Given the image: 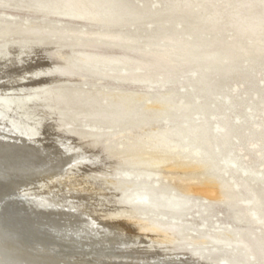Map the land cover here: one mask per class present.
<instances>
[{"label": "bare ground", "instance_id": "bare-ground-1", "mask_svg": "<svg viewBox=\"0 0 264 264\" xmlns=\"http://www.w3.org/2000/svg\"><path fill=\"white\" fill-rule=\"evenodd\" d=\"M139 1L136 6L131 5L132 0H0L3 10L14 6L17 10L91 22L88 24L98 27L70 30L87 35L101 45L118 46L135 54L112 56L102 52H71L63 63L57 62L51 56L50 46L22 43L28 38L37 39L42 34L41 26L29 21L14 27L11 22L14 18L0 19V38L13 39V42L0 43V72L10 70L7 80L11 84H21L22 80L29 82L0 88V142L5 143V138L16 135L22 142L18 144L20 156L24 157L22 163L31 162L29 167L21 165L13 170L10 176L14 177L1 185L0 191L4 192L0 193V198L8 195L6 191L11 192L8 196L14 195L21 185L33 183L39 177L42 185L50 187L65 172L66 169H58L64 160L68 159V164L107 162L111 148L115 154L119 151L112 142L106 144L108 139L103 138L114 128L120 129L115 130V135L124 137L131 133L130 128H148L153 121L167 119L161 131L153 129L131 136L124 143L122 157L131 171L117 184L123 191L118 200L120 209L108 213L109 218L105 220L115 221L114 226L120 229L123 225L137 226V231L147 237L160 235L164 241L172 242L179 239L182 224L165 220L166 213L160 209L177 213L182 198L176 192L138 184L130 177L135 173L139 181L146 182L142 179H152L156 175L145 172L146 169L166 165L171 169H202L211 174L215 181L195 187L204 199H220L235 210L233 220L264 225V185L259 184L264 179V79L257 80L264 67V0H160V7L153 9L146 6L148 0ZM148 19L153 20V25L147 37L165 41L168 47L154 43L155 47L146 50L138 45V25ZM127 25L135 26L134 33L124 30ZM51 31L59 39L66 32L56 26ZM79 71L97 80L171 87L153 93L154 101L146 105L155 108L150 113L140 109L141 101L148 96L144 93L99 90L98 93L109 96L106 104L87 108L79 107L76 90L66 95L45 87L40 90L51 78ZM178 85L182 89L189 88L180 93L176 90ZM217 95L222 99L217 100ZM62 102L65 110L57 113V107L55 113L66 117L63 125L69 126V121L87 124V119H91L105 126V133L98 136L91 127L55 129L58 124L44 120L47 114L43 110ZM194 114L202 115L198 122L192 117ZM43 133L54 136L51 144L45 143L44 137L39 138ZM75 133L91 138L92 146L77 141ZM1 145L0 150L4 148ZM241 154L248 157L247 166L236 158ZM230 163L236 167H230ZM258 167H263L262 177L255 173ZM137 168L141 171H135ZM92 179L105 186L104 178L93 176ZM82 184L84 189H93L89 183L83 181ZM27 193L32 197L27 205L29 213L35 216L26 221L27 227L34 229L33 224L37 223L44 231L55 230L58 236L54 233L55 241L44 236L28 243L31 241L21 239L23 226L11 225L2 219L17 210L12 206L0 207V264H204L187 251L176 248L165 251V247H159L162 251L147 257L143 255L145 252L136 253L133 262L129 259L133 255L131 244H127L132 237L125 240L127 237L124 239L122 232L119 235L117 230H111L113 224L109 228L105 221V224L98 221L92 214L94 211L83 209V200L52 203L45 195L34 191ZM139 205L149 209L140 210ZM212 238L217 245L215 251L223 250L227 255L228 259H222L225 264H254L251 258L256 254L264 258V234L257 236L246 230L226 228ZM202 241L207 239L202 238ZM156 247L144 248L154 250ZM116 251L121 254L117 255ZM79 253L122 256L125 260L114 263L71 259L70 256ZM169 255L185 259L174 263L167 259Z\"/></svg>", "mask_w": 264, "mask_h": 264}, {"label": "rangeland", "instance_id": "rangeland-1", "mask_svg": "<svg viewBox=\"0 0 264 264\" xmlns=\"http://www.w3.org/2000/svg\"><path fill=\"white\" fill-rule=\"evenodd\" d=\"M139 2H140L139 0H132L131 5L139 6L140 4ZM160 3H161L160 0H148L146 3V6H148L149 9L151 8L153 9L158 6L160 7ZM5 18H8V19L14 18V21L13 20L11 21V22H14L13 23L14 27L16 26L20 27L23 23H28L29 21L30 23L41 26L42 34H40L37 37V39L28 38V41H22V40L21 41L22 43H26V44L33 45V46H41V45L50 46L51 56L57 62L63 63L65 61V57H67L71 52L78 53V54L81 52L82 53L102 52V53H106L112 56H122V55L130 56L131 54L135 55L133 52L126 51L123 48L118 47V46H106L104 44H102L104 45L102 46L101 44L97 42L91 41L89 36L84 35L79 32L73 33L70 30V29L72 30L96 29L98 27L97 25L91 26V24H88L91 22H85L79 19L52 15V14L33 13L31 11H28L27 9L17 10L16 8H14V6L7 7L5 10H3L0 7V19L4 20ZM152 25H153V20L151 19H148L147 21L145 20L144 22L138 25L139 30L136 32L138 36L137 37L138 45L141 48H144L146 50H149L151 47H155L154 43L160 44L163 48L168 47L167 45H165V41H160L154 37H149V36L147 37L148 30L151 29ZM54 26L64 28V30L66 31L64 33V36L61 37L60 39L57 38L56 35H54L55 34L54 31H51ZM124 28L126 32L128 31V33H131V32L134 33L135 26L127 25V27H124ZM187 36L188 35H185V37ZM55 39H57V41H54ZM6 40H10L11 42H13V39L0 38V43H5L4 41ZM141 56L150 57L149 54L147 55L142 54ZM0 73H1L0 74V85H1L0 88H5V87L8 88V87H13V86L17 87L18 85L20 86L21 84L29 83L28 80H22L23 82H21V84H17V83L11 84L7 80L8 75L11 73L10 70H7V71L3 70ZM262 79H264V67L260 69L258 76H257V80L259 82L262 81ZM48 83H50V85ZM4 84H6V86ZM44 84L45 85H42L43 87H41L40 90L44 89L45 87V89L49 88L52 91H56L58 93L64 92L63 95H66L65 93L72 92V89L76 90V94L78 95V98L80 99L79 107L85 106L87 108L91 105L102 106L106 104L107 97L109 96H106L102 93H98L99 90H102V91L105 90L106 92H109V91H113V92L125 91L126 92L127 91L130 93H134V92L144 93L148 95L147 96L148 100L144 99L143 101H141L140 109L148 113L153 112L155 110V108H149L146 106V105H150L154 101L152 97L153 93L160 91V90L169 89L171 87L167 85L165 88L160 85H154L153 87H145L142 84H133L130 82L115 81L111 79H98L97 80L96 77H92L89 74L88 75L84 74L83 71H79L76 74L72 73L71 75H67V76L51 78ZM188 88L189 87L187 86L184 87V89H188ZM184 89H182L181 85L176 86V90H178V92L180 93H182ZM40 95H42V97L45 96V94H40ZM220 99H222V96L217 95V100H220ZM64 106H65L64 102H62L60 104H52L48 108H45L46 110H43L44 111L43 113H46L47 116L46 118H44V120H50L56 125L58 124L55 127V129H58V131H60L61 129L63 131L64 128H71V127H75L81 130L85 129L86 127H91L93 129V132H95V134L98 136L105 133V130H106L105 126L96 124V121L91 120V119H87V124L86 122H82V121H78V122L69 121L70 122L69 126L63 125L64 119L66 117L64 118V116L56 114L55 109L58 107V110L56 112L60 113L63 110H65ZM49 109L51 111H49ZM192 117L196 120V122H198L200 120L199 118L202 117V115L194 114ZM211 118L213 119L214 117L211 116ZM167 122H168L167 119H163V120H158L156 122L153 121V123L151 122L150 124H148L147 126L148 128H130L129 130L131 133L128 132L126 136L124 137H119L118 135H115L114 132L116 131L118 132L120 129L114 128L113 129L114 131L106 132L105 133L106 135L103 138L108 139V142H106V144L112 142L114 146L116 147V149L118 148L120 152L118 151V153L116 154L111 152L112 148L110 146L111 150L108 151L109 157H108L107 162H104L102 164L101 163L93 164L91 162L84 161V163L79 162L76 164L75 162H71L72 164L71 163L68 164V159L64 160L60 163L61 165H59L58 169L62 168L66 170L65 172H63V175L60 176L58 180H56L53 183L54 185L51 183L50 187L49 186L45 187L44 185L40 183L41 177H39V179L35 180L33 183H30V184L24 183V185H21V187H19L17 191V194L20 197V199L22 200L24 199V202H30L32 197L30 196V193H27V192H33V191L34 193H38L41 196L43 195L47 196V199L50 200L52 203L63 204V203H69L71 201L77 200L80 202L83 200L84 201L83 204L85 205L83 209L86 211H94L92 214L94 217L97 218L98 221L102 222L103 224H105L106 222L105 225H109L108 226L109 228L112 227L111 230L113 231H116V230L119 231L120 233L116 231V233L119 235H121V232H122L121 236L124 235L123 236L124 239L127 237L125 240L129 241V239L132 237L129 241L131 243L127 242L128 245L131 244V248H132L131 250L133 251V255H131L129 258L131 261L135 260L134 256L136 257V253L140 254V253L145 252V254L143 255L147 257L149 256V254L151 255L155 253L156 251L157 252L162 251V249L159 247H163V248L165 247L164 250L167 248L165 251H169L170 248H176L181 251L182 250L187 251L192 256H195L194 258L198 257L197 261L198 262L200 261V263L210 264L214 262L215 264H225V262L222 259L227 258V255L224 253L223 250L215 251L216 250L215 247L217 245L215 243L213 244L212 237L218 231H223L226 228H228L229 230L233 229L237 231L246 230V231L253 233L254 235L262 236L264 234V225H262L261 223H258V224L247 223L245 220L243 221L233 220V215L235 213V210L229 208L227 205L222 203L220 199H215V198L208 199V200L204 199L202 197L203 194L199 191H196L195 187L208 183V181H215V178L212 177L211 174L204 172V170L202 169H196V168L171 169L167 167L166 165L165 166L159 165L153 168L146 169L145 172H152L156 174L153 176L152 179H142L143 181H146V182L139 181V179L137 178V174L135 173L130 175V177H132V179H135L134 181L138 184L147 185V186L152 185L155 188H159L167 192H176L182 198V201L179 204V210L177 213H172L167 210L165 211L163 208L160 209V210H163L164 213H166V215L164 216L165 220L176 221L182 224L183 231L179 233V239H175V241L172 242V241H164L163 236H160V235L147 237L143 233L137 231V226L133 227V226H128V225H123L124 227L120 229L117 226H114L115 221H113L114 222L113 223L111 221L108 222L105 220L106 218H109V216L107 215L108 213L120 209L121 205L118 203V200H119V197L123 194V191L118 188L117 184L121 178H124L126 176L127 172L131 171L130 166L128 165L126 160H124L122 157L124 143H126L129 137L131 136L140 135L142 133L145 134V133L150 132L153 129H155L157 132L161 131L163 129V126H165ZM58 126L60 127V129ZM42 137H44L43 141L45 143L51 144L53 142L52 138L54 136H52V134L50 133H46V134L43 133L41 134L39 138H42ZM74 137L77 141L84 143L89 147L92 146L91 138L86 139L84 138L82 134H78V133H75ZM4 140H6L7 142H20L17 139L16 135H14L13 138H8V139L5 138ZM101 142H104V141H101ZM120 143L122 144L120 145ZM236 158L243 162V166L244 165L247 166L246 164L248 163V157L241 154V156H237ZM222 163L224 164V162ZM229 165L230 167H234V168L236 167V165L231 164V163ZM262 169L263 167L256 168L255 169L256 175H260V177H262L261 176ZM135 171H141V170L137 168L135 169ZM224 175L226 177L228 176L227 173H225ZM93 176L94 177L96 176L99 179L104 178L103 180L106 181L105 186L98 185L99 183H97L96 180L92 179ZM243 176H247V175H243ZM83 181L86 183H89L93 189L92 190L86 189V188L84 189V186L82 184ZM56 183L58 186L56 185ZM77 184L79 185L77 186ZM259 184L264 185V179H262ZM51 188L53 190H51ZM39 192L40 193L46 192V193L40 194ZM128 208L133 209V207H128ZM138 208L140 210L149 209L146 207V205H139ZM111 224H113V226H111ZM129 229L131 231H129ZM132 232L138 235L136 236L134 233L132 234ZM202 238L207 239V241L203 242ZM132 242L133 243L135 242V243L133 244ZM153 245L158 246V248L157 247L153 248L154 250H150V248H147V249L144 248V247L153 246ZM141 246L143 248H141ZM263 246H264V242H263ZM200 253L203 254V257L200 256ZM75 254L73 256H70L71 259H74V258H77V259L88 258L90 260L100 259V260L114 262V263L115 262L120 263L123 260H125L123 259L122 256L121 257L101 256V255L99 256L96 254L89 255L85 253H79L77 255ZM120 254L121 252L119 253L117 252V255H120ZM169 256L170 258H167V259L170 261H173L174 263L175 262L180 263V261L185 259L184 256H181L180 258H177L173 255H169ZM109 257L111 259H108ZM251 261L254 264H264V258H262V256H260L259 254H256L254 258H251ZM127 263H130V262H127Z\"/></svg>", "mask_w": 264, "mask_h": 264}, {"label": "water", "instance_id": "water-1", "mask_svg": "<svg viewBox=\"0 0 264 264\" xmlns=\"http://www.w3.org/2000/svg\"><path fill=\"white\" fill-rule=\"evenodd\" d=\"M4 142L5 143L0 142L1 144H3L1 146H4V148H1L0 150V190H1V185L8 183L12 179V177H14V176H10L14 169H17L18 167H22L21 165H26L27 167L29 163H31L28 161L22 163L24 157L20 156L22 154H20L19 151L20 146H18V144L22 145V142H7L6 140H4ZM14 155L17 157H15ZM1 192L4 191H0V193ZM6 193L8 195L11 194V192L9 191H6ZM7 196L5 195L4 198L3 197L0 198V207H3V209H5L6 206H12L17 211L12 212L9 215L7 214L8 216L2 217V219L7 223L9 222L11 225L15 224V225L23 226L22 228L24 229V231L21 233L22 240H26L27 242L31 241L28 243H33L34 240H38L39 237L41 238L44 236L51 237L50 239L54 241L56 240L58 234L55 232V230L51 228L44 231L43 227L39 226V224L37 223H36L37 225L33 224V226H35L34 229L27 227L26 221H28V219H31L35 216H33L34 214L33 212L29 213L31 210L30 208L27 207L28 202H24V199L23 200L20 199V197L17 194V191H15L14 195H10L8 197ZM54 233L57 234L56 237H54L55 236Z\"/></svg>", "mask_w": 264, "mask_h": 264}]
</instances>
